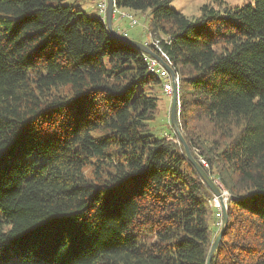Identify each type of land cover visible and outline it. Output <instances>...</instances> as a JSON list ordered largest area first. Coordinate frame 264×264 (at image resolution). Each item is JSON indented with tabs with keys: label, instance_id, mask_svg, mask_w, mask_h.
Masks as SVG:
<instances>
[{
	"label": "trees",
	"instance_id": "16d2710c",
	"mask_svg": "<svg viewBox=\"0 0 264 264\" xmlns=\"http://www.w3.org/2000/svg\"><path fill=\"white\" fill-rule=\"evenodd\" d=\"M114 1L148 11L180 133L227 191L210 264H264V0ZM145 56L76 2L0 0V264H206L221 210L170 122L151 132Z\"/></svg>",
	"mask_w": 264,
	"mask_h": 264
},
{
	"label": "rangeland",
	"instance_id": "374dc122",
	"mask_svg": "<svg viewBox=\"0 0 264 264\" xmlns=\"http://www.w3.org/2000/svg\"><path fill=\"white\" fill-rule=\"evenodd\" d=\"M70 2H76L77 4L80 5V7L85 10L89 15H96L97 14V9L95 8V3L98 0H68ZM211 0H171L170 6L181 13H183L187 17H195L199 15V7L201 4L206 3ZM226 3L229 5H241L242 3H247V2H252V0H224ZM123 10L130 11L134 17L137 20V23L135 24H130L129 20L124 18L119 20V25H117L115 19H113V24H114V29L118 33H126L128 37L143 42L146 38V35L149 36V32H145V29L148 24V11L145 12H140V11H133L129 9L122 8ZM161 38L164 37L163 34H160ZM180 81V80H179ZM158 89V112L155 115V118L150 122V129L151 132L157 136L160 135H166L167 137L169 136V107H170V101H171V96L168 94H163L159 91ZM179 110V106H178ZM210 176L218 185L222 187L224 191L225 188L222 186V184L219 182L218 178ZM227 193V191H226ZM227 196V194H226ZM213 198H211V206L214 207L213 204ZM219 221V220H218ZM219 225V222L215 223H210L211 229L216 227V225ZM219 227V226H218ZM217 228V227H216ZM219 230V229H218ZM217 230V232H218ZM215 233V235L217 234ZM215 237V236H214Z\"/></svg>",
	"mask_w": 264,
	"mask_h": 264
},
{
	"label": "water",
	"instance_id": "95a60500",
	"mask_svg": "<svg viewBox=\"0 0 264 264\" xmlns=\"http://www.w3.org/2000/svg\"><path fill=\"white\" fill-rule=\"evenodd\" d=\"M113 3L114 0H106V9H105V15H104V23L108 29V31L117 39L127 42L138 49H140L142 52L150 55L151 57L155 58L158 62H160L169 72L170 76H174V70L168 66L156 52H154L149 46L144 44L141 41L134 40L126 34L118 33L112 24V17H113ZM177 115H178V105H177V89L175 85H173L172 94H171V101H170V107H169V122L174 129L177 138L179 142L183 146V150L185 153L186 158L193 164L195 169L197 170L199 176L202 178L204 183L208 186V188L211 190L213 195L217 198L219 204H220V210H221V225L219 227V230L217 234L215 235L210 250L208 254V258L206 261V264H210V260L212 258L213 253L217 250L220 238L222 236L223 231L225 230L226 222H227V207H226V191L222 189L220 185H218L211 177L210 175L200 166V164L192 157L188 145L185 142L182 134L180 133L178 122H177Z\"/></svg>",
	"mask_w": 264,
	"mask_h": 264
},
{
	"label": "built area",
	"instance_id": "2783aa9c",
	"mask_svg": "<svg viewBox=\"0 0 264 264\" xmlns=\"http://www.w3.org/2000/svg\"><path fill=\"white\" fill-rule=\"evenodd\" d=\"M96 7H97L99 14L102 16V18L104 20L105 9H106V0H98L96 3ZM113 18H116L118 20L126 18L129 20L130 24L137 23V20L134 17V15L130 11L123 10L122 8L118 7L115 4V1L113 3ZM123 34H126V33H123ZM143 43L146 44L147 46H149V45L153 46L157 50L156 54H158L159 57L168 66H170L172 68L171 60H170L169 56L166 54V52L163 51L162 48L160 47L159 39L153 38L152 36L149 35L148 38L145 39V41ZM144 58L147 61L148 69L150 71L154 72L157 75V77H159L162 80V90L165 94H167V95L169 94L171 96L173 85H175V87L177 89V105L179 106V99H178L179 76H178V74L176 72H174L175 73L174 76L171 77L168 70L160 62H158L155 58L151 57L148 54H146V56ZM201 161L204 163L203 160H201ZM212 202H213L215 207L220 209V204H219V202L215 196H214ZM219 225H221V218L219 221Z\"/></svg>",
	"mask_w": 264,
	"mask_h": 264
},
{
	"label": "crops",
	"instance_id": "0c3cea01",
	"mask_svg": "<svg viewBox=\"0 0 264 264\" xmlns=\"http://www.w3.org/2000/svg\"><path fill=\"white\" fill-rule=\"evenodd\" d=\"M96 3H97V1H96ZM96 3H95V6H96ZM97 12H98V10H97ZM99 13V12H98ZM114 19V18H113ZM115 21H116V23H117V25H119L118 23H119V20L118 19H115ZM114 25V24H113ZM167 96V95H166ZM168 97V96H167Z\"/></svg>",
	"mask_w": 264,
	"mask_h": 264
}]
</instances>
